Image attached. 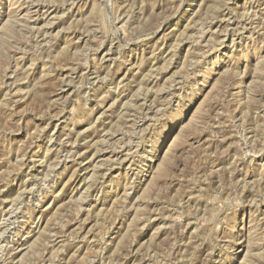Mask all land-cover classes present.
<instances>
[{"label": "rangeland", "instance_id": "374dc122", "mask_svg": "<svg viewBox=\"0 0 264 264\" xmlns=\"http://www.w3.org/2000/svg\"><path fill=\"white\" fill-rule=\"evenodd\" d=\"M0 264H264V0H0Z\"/></svg>", "mask_w": 264, "mask_h": 264}]
</instances>
